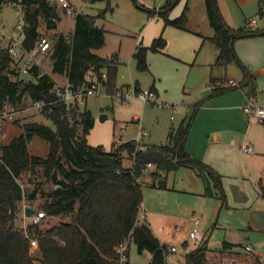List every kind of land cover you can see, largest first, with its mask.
Here are the masks:
<instances>
[{
    "label": "trees",
    "instance_id": "obj_1",
    "mask_svg": "<svg viewBox=\"0 0 264 264\" xmlns=\"http://www.w3.org/2000/svg\"><path fill=\"white\" fill-rule=\"evenodd\" d=\"M177 1L166 0L159 15L165 26L185 30V11L177 18L168 17V10ZM8 4L21 8L22 46L25 50L33 49L41 35L38 31L41 21L47 30L56 29L60 17L50 0H0V10ZM204 5L207 21L213 30V36L208 40L218 51L214 65L226 67L235 64L243 74V80L236 87H224L222 80L212 78L209 97L240 86H249V93H255L254 77L236 55L234 41L263 36L264 28L244 26L230 29L215 0H204ZM74 13L70 37L58 34L52 41L49 51L51 71L66 76L74 88L85 85L84 76L90 68L97 75L105 71L107 79L103 86L107 93L113 94L117 91V63L96 54L105 44V30L97 25V20L103 18L104 13L94 16ZM258 13L264 16V0L258 1ZM165 46L162 35L153 39L148 47L138 46L133 54L136 70L146 72L147 52H159ZM21 62L22 59L16 61L11 57L8 48L0 46V108L4 105L22 107L25 98L32 102L51 103L42 109L51 126L27 123L23 125L21 135L0 146V264H33L28 253V238L15 225L19 203L24 198L32 201L39 192L35 188L24 197L18 179L27 172L53 185L42 206L45 215L70 220L60 222L45 232L39 231L37 225L29 227L30 235L38 240L42 264H119L116 249L126 241L133 243L139 253H150L148 264H168L170 247L162 244L146 223L138 221L144 185L140 178L147 171V165L154 167L150 173L152 187L166 189L168 173L182 167L191 168L206 184L203 195L217 197L225 204L220 175L208 165L192 159L185 151L193 115L169 133V140L164 145H145L146 149L140 150L134 140H129L120 145L114 142L109 151L101 145L93 147L87 143V135L94 126L91 112L87 108H67L57 101L54 80L47 73L39 76L42 72L39 66H33L31 78L26 79L20 71ZM134 86L139 90L137 83ZM150 90L154 91L153 87ZM100 120L104 121L105 116ZM34 136L47 142L46 157L29 154L28 145ZM124 152L131 161L130 167L123 166ZM260 185H264V174ZM241 247L244 250L242 244L224 241L220 248L211 249L205 240L201 246L186 252L184 261L185 264H246L234 251ZM125 255L124 264H128L129 252L126 251ZM252 256L253 264H264V259Z\"/></svg>",
    "mask_w": 264,
    "mask_h": 264
},
{
    "label": "rangeland",
    "instance_id": "obj_2",
    "mask_svg": "<svg viewBox=\"0 0 264 264\" xmlns=\"http://www.w3.org/2000/svg\"><path fill=\"white\" fill-rule=\"evenodd\" d=\"M69 1L70 5H72L71 13L65 12L57 21V28L62 32L47 30L44 22L41 21L38 29L41 36L47 37L51 44L58 34H64L69 38L74 28V12L93 16L103 12L104 16L97 20V25L106 30L105 44L101 49L96 51V54L105 57L111 56L113 53L118 54L121 64H119L116 73V87H122L123 89L127 85L133 86L137 83L141 91H148L154 85V88H157L162 95L161 99H157L158 101L176 106V109L172 112V108H166L153 103L142 104L141 101L137 100L140 104L137 108L134 103L132 104L134 100L124 105L113 101L106 91L102 90L100 95L87 99V108L95 119L94 121H96L95 130L91 131V129V133L89 132L87 135V143L90 146L96 147L101 145L106 151H109L114 142L116 145H120L130 139L140 145H144L141 139L153 144H164L168 126L170 124H179L182 114L188 110L189 106L191 107L190 116L193 115L192 117L194 118L196 105L203 104L209 96L212 78L222 81L232 78L236 83L241 79V72L235 64H230L226 67L214 65L218 51L208 39L202 43L200 36L195 33H187L185 30L170 25L165 26L158 12V9L165 4L164 0ZM215 1L220 14L222 15L220 9L225 14H230L237 27H244L247 22L255 19L257 23L251 24V26L258 29L264 28V16L261 17L258 13L259 0H250L249 4L244 7L237 6L236 0ZM183 11H185L187 19L185 25L187 31L191 28L200 34H204V37L213 34L207 21L204 0H178L168 10V17L170 19L177 18ZM21 12L20 7L10 4L4 5L1 8L0 46L9 45L10 41L7 37L19 40L23 39L22 32L16 30L19 24L23 25V15ZM150 15L152 16L151 18H149ZM2 31L5 35L2 34ZM159 34H162L166 41L165 48L159 52L148 51L146 55L148 71L145 73L138 72L135 67V60L132 58L136 45L140 43L141 46L148 47ZM36 60L40 63L39 67L41 71L49 74L54 81L60 84L67 82L66 77L52 73L50 53L44 57L37 56ZM201 62L210 63L212 71L196 88L192 90L184 89V83L179 78L181 71L185 68V65ZM25 77L28 79L27 76ZM257 95V100L260 102L264 98V89L259 90ZM26 99L22 107H8L7 110L11 111L14 109L17 112L14 113L12 120L6 118L0 119V146L7 145L13 138L21 135L23 133V125L27 123L36 122L51 126L50 122L43 115L42 109L29 107L27 105L28 99L27 101ZM104 111L107 114V118L105 119L106 121H101L100 115ZM171 116L173 117L172 120ZM142 131L144 135L141 134ZM149 136L151 137L149 138ZM48 149L47 142L37 136H34L28 145L29 154L36 157H46ZM122 155L123 166L130 167L131 161L126 152ZM152 171H154V167H148L143 177L140 178L142 185L153 181L150 175ZM18 182L25 193L24 197L33 192L35 188L39 191L36 198L32 201L24 198L19 203L18 218L15 222L16 227L23 231L25 236L33 237L34 235H30V225L25 221L24 210L26 207H32L37 211L44 212L42 206L45 202V196L53 188V185L44 182L43 178L36 177L30 172L24 173L18 179ZM172 182V176H168L167 184H172ZM155 191L154 188L143 185V202L146 201L147 205H158L160 201H158L157 194H155L157 192ZM173 195H178L181 199L180 203L175 205V209H178L179 213L176 214L177 217L166 222L165 220H154L152 223L155 233L163 240L170 241L171 244L181 251H184L182 245L184 242L189 247L192 246L193 240L189 237V231L193 229L191 219L196 216L199 223L195 240L196 245L200 243L204 236L206 237L207 247L211 249L220 248L224 241L236 240L237 244H242L243 247L248 243L253 244L255 249L264 256V231L260 227L250 230L246 225H242V219H244V215L246 216L245 210L232 209L227 214L226 208L222 207L221 209L217 208L215 213H204V209H201L200 205L190 204L187 201L195 199L194 197L188 194ZM69 221V219L46 215L37 225V228L39 231L45 232L60 222ZM138 221L139 223H146L148 225L145 220L140 219ZM222 224L226 226H222ZM36 241L37 247H29L28 253L33 258V264H42L38 250V240L36 239ZM125 243L128 245V264L149 263L151 259L149 252L143 251L139 253L133 243L128 241ZM234 251L246 264H253L254 256L252 255L257 256L253 252L245 254L242 247L236 248ZM171 256L169 255L167 258L168 264H179L176 261V255L174 257ZM259 258L263 259L262 257ZM224 260L227 261V258Z\"/></svg>",
    "mask_w": 264,
    "mask_h": 264
},
{
    "label": "crops",
    "instance_id": "obj_3",
    "mask_svg": "<svg viewBox=\"0 0 264 264\" xmlns=\"http://www.w3.org/2000/svg\"><path fill=\"white\" fill-rule=\"evenodd\" d=\"M67 1L70 4V1ZM249 1L250 0H236V5L244 7L249 4ZM50 2L57 7L59 17L65 14L66 11L59 8V4L56 3V0H51ZM164 2H166V0H164ZM70 6L72 8V5ZM163 6L164 5L160 8ZM160 8L158 9V12L160 11ZM220 10L222 11L224 21L230 29L235 30L240 28L236 26L230 14H225L222 9ZM151 17L152 16L150 15L149 18ZM251 21L247 22L245 26L254 28V26H251ZM54 31L62 32L59 31L57 26ZM185 32L199 35L202 43H204V40L206 41L213 36L212 34L204 37V34H200L191 28L188 29V31L185 29ZM160 35L162 34H159L158 36ZM140 45V43L136 45L132 53V58L136 48ZM234 50L240 61L249 69L254 77L255 93H249V86H240L217 96H208L209 98L205 99L203 104L196 105L195 116L189 128L188 137L185 143V151L192 159L208 165L220 175L221 186L225 196V204H222L217 197H206L203 195L206 184L198 177L197 172L191 168L182 167L174 172L168 173V176H172L173 182L168 185V176L166 175V189L152 187L150 185L151 183L144 184L156 190L155 192L157 193L155 194H157L158 201H160L156 206L151 204L147 205L146 201H142V206L146 209L145 221L148 223V226L155 237L158 238L162 244H166L176 249L174 253H171V257L176 255L175 258L179 264H185L184 254L201 246L206 240V237L204 236V238L197 245L195 242L196 239L193 240V245L190 247L186 242H184L182 244L184 251H181L171 244L170 241L163 240L155 233L154 227L152 226L154 220H165L166 222L177 217L176 214H179L177 211L178 209H175V205L179 204L181 199L178 195L173 194H188L189 196L194 197L195 199L187 201H189L190 204L193 203L200 205L201 209H204V213H215L217 208L221 209L222 207L226 208L227 214H229L232 209H243L246 211V216L244 215V219H242V225H246V227L250 230L255 227H260L264 231V197L262 196L264 193V185H260V179L264 174V124L255 120H250L244 111V106L248 102H252L264 108V98H262L260 102L257 100V93L259 90L264 89V36L236 39L234 41ZM101 57L107 60L114 59L117 63V69L119 64H121L118 54L113 53L111 56ZM203 67H210V72L212 71V66L208 62L185 65V68L181 71L179 77L180 81L185 84L190 70L200 69ZM229 80L233 79L231 78ZM242 80L243 74L241 72V79L239 81L237 80V83H240ZM184 84L183 88L186 89ZM151 87H153L157 99H161L162 95L159 90L154 88V85ZM121 88L122 87L116 89ZM209 88L211 91V86ZM107 94L112 99V94ZM133 103L137 108L140 106L137 100H134L132 104ZM84 108H87V101ZM190 108L191 107L189 106L188 110L182 114L179 124L186 121L187 118L190 117ZM175 109L176 106H173L172 112H174ZM101 116H105L106 119V112L104 111L100 117ZM170 118L171 120L173 119L172 116ZM95 122L96 121H94V126L91 131L95 130L94 127L96 128ZM179 124H170L168 126L164 144H166L169 140V133ZM150 137L151 136H149V138ZM141 140L144 145H164L153 144L144 139ZM243 145L251 146L253 152L250 154L243 153L241 149ZM198 200L200 201L198 202ZM223 225L224 224H222V226ZM227 242L234 244L238 243L236 240H230ZM247 245L251 246L254 254L264 259V256L255 249L253 244L248 243Z\"/></svg>",
    "mask_w": 264,
    "mask_h": 264
},
{
    "label": "built area",
    "instance_id": "obj_4",
    "mask_svg": "<svg viewBox=\"0 0 264 264\" xmlns=\"http://www.w3.org/2000/svg\"><path fill=\"white\" fill-rule=\"evenodd\" d=\"M56 3L59 4V8L61 10H65L67 13H71V6L67 0H56ZM256 20H252L251 24H255ZM23 25L19 24L16 28L18 31H23ZM2 34L5 35V33ZM9 39V45L7 46H1L3 48H8L11 57L18 61L19 59H22L20 71L23 76H27L28 79L31 78L30 70L33 66H40V63L36 60L37 56L44 57L48 55L49 51L51 50V42L49 39L45 36H39L36 39V43L31 50H25L22 46V40L19 39H12L11 37H7ZM42 74H45L44 72L39 73V76ZM64 76V75H63ZM107 74L105 71H102L101 74L97 75L93 68H90V70L85 74L84 80L85 85L80 88H74L67 80L65 84H60L56 81L54 92L57 97V101L62 102L67 108L70 107H77L78 109H82L85 106V103L88 98L93 96H98L102 93V90H105V87L103 86V82L106 81ZM224 87H236L238 86V83L234 82L233 80H228L224 82ZM112 99L116 102H120L124 105L130 103L133 100L141 101L142 103H153L157 105H162L166 108H172L173 106L168 104H162L160 101L157 100L156 94L152 90L148 91H141L136 90L135 86H127L125 88L117 89L115 93L111 95ZM26 99V98H25ZM28 99V101H27ZM27 105L29 107L43 109L44 106L50 105L51 103H44L40 101L32 102L29 98H27ZM29 103V104H28ZM8 105H4L0 108V119L6 118L9 120L13 119L14 113H17L14 109L11 111L7 110ZM11 108V107H10ZM4 110V111H3ZM244 111L248 115L250 120H255L259 123H264V108L254 104L252 102H248L244 106ZM142 135H144V132H141ZM138 146V149L145 150V145H140L139 143H136ZM243 153L250 154L253 152V149L251 146L243 145L242 146ZM150 165H147L149 167ZM146 209L143 208L142 204L139 207L138 212V220H145ZM46 215L43 211H37L34 209V213L30 215L29 217H25V221L31 226V225H38L43 218H45ZM191 222L193 224V229L189 232V237L192 240L196 239V233H197V226H198V218L196 216L192 217ZM29 241V247H37V241L34 237H29L26 235ZM127 243L121 244L117 247L116 251L119 254V264H124L126 262V251H127ZM171 252H175L176 249L174 247L170 248ZM245 252H252V248L250 245L244 246Z\"/></svg>",
    "mask_w": 264,
    "mask_h": 264
},
{
    "label": "water",
    "instance_id": "obj_5",
    "mask_svg": "<svg viewBox=\"0 0 264 264\" xmlns=\"http://www.w3.org/2000/svg\"><path fill=\"white\" fill-rule=\"evenodd\" d=\"M211 68L210 67H203L200 69H192L189 71L187 75V79L185 81V88L192 90L195 87H197L202 80L209 75ZM25 216L29 217L34 213V208L32 207H26L24 210Z\"/></svg>",
    "mask_w": 264,
    "mask_h": 264
}]
</instances>
